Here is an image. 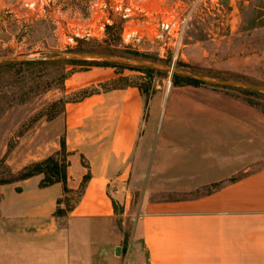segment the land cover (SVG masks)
I'll list each match as a JSON object with an SVG mask.
<instances>
[{"label":"rangeland","instance_id":"374dc122","mask_svg":"<svg viewBox=\"0 0 264 264\" xmlns=\"http://www.w3.org/2000/svg\"><path fill=\"white\" fill-rule=\"evenodd\" d=\"M127 2L144 11H133L131 18L122 19L115 11H66L81 7L74 0L70 3L0 0V58L99 53L161 63L216 81L264 87V0ZM27 3L35 5L29 8ZM172 19L186 22L177 52L168 45L163 46L156 38L158 22ZM106 26L113 28L106 32ZM78 63L0 64V186L17 183L24 169L48 157L62 161L64 107L68 102L79 101L84 92H104L126 85L138 87L146 107L148 102L151 105L152 115L145 110L144 120L148 118L152 122L153 138L157 135L160 139L171 137L173 153L179 152L181 156L176 155L175 161H170L177 166L175 171L182 174L202 175L204 153L225 155L223 150L233 147L240 137H245L247 142L246 138L254 134L256 145L264 141L262 93L181 78L173 82L167 71L144 73L143 68L137 66L116 68ZM94 69H103L117 77L76 89L71 76ZM175 119L190 122L179 124ZM227 123L238 124L242 136ZM149 148L144 153L146 165L150 160ZM233 162L247 172L264 166V160L257 158ZM80 164L88 169L86 161L80 159ZM40 176L41 183L44 176ZM133 179L129 175L122 182L123 192L128 197L126 208L116 204L114 209L115 225L123 237V254L131 247L137 204L144 184H137L138 189L134 191ZM84 184L82 180L78 189L64 193L60 201L62 209L75 206ZM216 187L218 184L189 195L199 196Z\"/></svg>","mask_w":264,"mask_h":264},{"label":"crops","instance_id":"0c3cea01","mask_svg":"<svg viewBox=\"0 0 264 264\" xmlns=\"http://www.w3.org/2000/svg\"><path fill=\"white\" fill-rule=\"evenodd\" d=\"M116 77L94 69L70 80L80 89ZM145 104L134 86L65 104L66 187L78 189L88 174L81 198L58 217L62 183L40 187L38 175L0 186V264H264V166L247 172L233 162L264 160V141L256 145L254 134L247 142L240 137L223 150L225 155L204 153L202 175L182 174L170 161L181 156L173 153L171 137L153 138L152 122L144 120V111L151 116L152 109L150 102ZM227 124L242 136L238 124ZM129 175L132 190L144 184L131 247L124 255L112 202L126 208L122 182ZM214 184L218 187L206 193L189 195Z\"/></svg>","mask_w":264,"mask_h":264},{"label":"water","instance_id":"95a60500","mask_svg":"<svg viewBox=\"0 0 264 264\" xmlns=\"http://www.w3.org/2000/svg\"><path fill=\"white\" fill-rule=\"evenodd\" d=\"M102 62V63H110L120 66H137L143 69H151V70H161L167 71L170 75H178L181 77H186L189 79H193L199 81L201 83H205L212 86L217 87H234V88H243L251 91H255L258 93L264 94V87L250 85L245 83L238 82H226V81H216L212 79H208L201 75H197L188 71L177 69L173 66H167L161 63L156 62H147L140 59L134 58H119L113 57L107 54H99V53H87V52H78L68 55L62 56H48V57H40V58H0V64L4 63H28V62H43V63H54V62Z\"/></svg>","mask_w":264,"mask_h":264},{"label":"trees","instance_id":"16d2710c","mask_svg":"<svg viewBox=\"0 0 264 264\" xmlns=\"http://www.w3.org/2000/svg\"><path fill=\"white\" fill-rule=\"evenodd\" d=\"M113 27L112 26H106L105 30L106 32L111 30ZM72 63V62H71ZM23 65H27V66H35V65H46V63L43 62H28V63H22ZM80 65H93V66H104V67H116V68H124L123 66L120 65H115V64H110V63H102V62H84V61H79ZM8 65H14V64H8ZM142 71L144 73H150L152 72L151 69H142ZM183 79L185 81H192V82H198L201 83L199 81L193 80V79H189L186 77H181L178 75H172V79L173 82L177 79ZM130 85H126L124 87L121 88H125V87H129ZM114 89H120V88H111L109 90H114ZM95 92H84L83 97L88 96L90 94H93ZM62 151L64 153V157L62 159V161H59L58 159H55L53 157H48L47 159H45L44 161H42L41 163H36L33 164L31 168H26L24 169L23 172L20 173L19 178L17 179V181H23L26 180L28 178H31L33 176H37V175H43V179L40 183V187H48L51 186L53 184L56 183H62L64 185V193H67L69 189H67L66 187V170L68 167V162L66 160V157L68 156V153L66 152L65 149V144L64 142L61 145ZM88 174L85 175L83 177V180L86 181L88 179ZM61 202L58 201V204H60ZM113 203L114 209H115V203ZM72 209H60L58 207V209H56L55 211V216L58 217H62L65 216L69 211H71Z\"/></svg>","mask_w":264,"mask_h":264},{"label":"built area","instance_id":"2783aa9c","mask_svg":"<svg viewBox=\"0 0 264 264\" xmlns=\"http://www.w3.org/2000/svg\"><path fill=\"white\" fill-rule=\"evenodd\" d=\"M42 1V0H41ZM70 3L72 0H60ZM81 7L67 9L66 11H115L122 19L131 18L133 11H144L134 8L128 4L127 0H74ZM134 3L146 2V0H134ZM29 8L34 7V3L26 4ZM137 17V16H135ZM186 22L177 19L160 20L157 24V39L162 41L163 46L168 45L174 51H178L185 33ZM129 37V36H128Z\"/></svg>","mask_w":264,"mask_h":264}]
</instances>
